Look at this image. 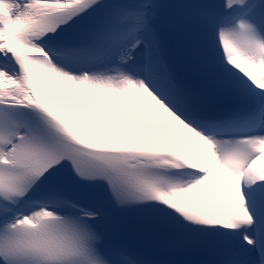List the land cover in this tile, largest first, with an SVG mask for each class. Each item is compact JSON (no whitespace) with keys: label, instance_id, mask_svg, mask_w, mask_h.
Here are the masks:
<instances>
[{"label":"snow or ice","instance_id":"1","mask_svg":"<svg viewBox=\"0 0 264 264\" xmlns=\"http://www.w3.org/2000/svg\"><path fill=\"white\" fill-rule=\"evenodd\" d=\"M0 264H264V0H0Z\"/></svg>","mask_w":264,"mask_h":264}]
</instances>
